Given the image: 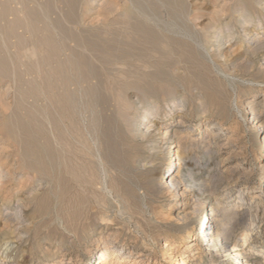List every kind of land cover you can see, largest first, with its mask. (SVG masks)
<instances>
[{
	"label": "rangeland",
	"instance_id": "374dc122",
	"mask_svg": "<svg viewBox=\"0 0 264 264\" xmlns=\"http://www.w3.org/2000/svg\"><path fill=\"white\" fill-rule=\"evenodd\" d=\"M27 1L0 0V263L59 264L67 254L77 264H94L87 249L99 235L118 229L117 240L130 250L137 245L150 264H198L207 252L198 239L186 238L188 230L176 229L173 217L183 203L227 206L243 192L246 210L239 216L245 221L224 224L234 222L231 231L244 245L238 247L240 264H264V115L261 131L242 120L250 118L249 105L264 111V0ZM126 19L151 25L153 37L168 36L172 55L152 60L150 44L103 60L81 50L82 39L116 40ZM188 34L216 46V71L198 46L196 55L194 47L181 45ZM234 102L243 105L240 113ZM178 120L179 137L162 139L159 127ZM143 123L156 124L146 140L134 131ZM206 125L216 126L210 143L197 141ZM175 146L180 161L174 178L189 183L193 177L210 194L190 187L184 202L159 189L160 178L172 173L167 166ZM206 214L201 211L198 219ZM107 215L112 218L103 220ZM7 242L13 245L8 255ZM174 243L183 246L169 252L166 246Z\"/></svg>",
	"mask_w": 264,
	"mask_h": 264
},
{
	"label": "bare ground",
	"instance_id": "6f19581e",
	"mask_svg": "<svg viewBox=\"0 0 264 264\" xmlns=\"http://www.w3.org/2000/svg\"><path fill=\"white\" fill-rule=\"evenodd\" d=\"M8 3H9V0H7ZM27 1V0H26ZM32 1H35V3L37 2L36 0H32ZM261 1V0H260ZM28 2V1H27ZM63 2V1H62ZM71 2V0H70ZM163 2V1H162ZM255 2H258L257 0ZM68 3V2H67ZM156 3L159 4V2L157 1ZM263 3V2H262ZM24 4V2H23ZM40 4V3H39ZM39 4L38 6L36 7H39ZM62 4V3H61ZM261 4V3H260ZM42 7L43 5L40 4ZM67 5V4H66ZM263 5V4H262ZM40 6V10H42V7ZM71 6V5H69ZM73 6V5H72ZM23 7V6H22ZM27 8V7H26ZM46 7H44V10L43 11V15L44 14H47L49 12H46L47 8L45 9ZM63 8H65V6H63ZM69 8V7H68ZM138 8H140L138 6ZM165 8V7H164ZM39 9V8H38ZM62 9V8H60ZM71 9V8H70ZM137 9V8H136ZM39 10V11H40ZM27 11V10H26ZM29 11V10H28ZM32 11V10H31ZM36 11V10H35ZM61 11V10H60ZM68 11V10H66ZM22 12V11H20ZM37 13V11H36ZM39 13V12H38ZM69 12H67L68 14ZM149 14L151 13L148 12ZM27 14V13H26ZM24 14V15H26ZM32 14V13H31ZM35 14V13H34ZM42 14V12H41ZM70 14V13H69ZM68 14V15H69ZM141 15V18L144 16V18H148V16H146L147 14L144 12L140 13ZM23 15V14H22ZM30 15V14H28ZM36 15V14H35ZM38 15V14H37ZM43 15L41 17H43ZM48 15V14H47ZM45 15V16H47ZM65 15V13H64ZM133 15V14H132ZM131 15V16H132ZM137 15V14H136ZM135 15V16H136ZM19 16V15H18ZM34 16V15H33ZM71 16V15H70ZM151 16V15H150ZM26 17H29L26 15ZM31 17V16H30ZM61 17L63 18L62 14H61ZM67 17V16H66ZM24 18V17H22ZM37 18V16H36ZM68 18V17H67ZM66 18V19H67ZM140 18V19H141ZM146 20H149L147 19ZM25 19V18H24ZM23 19V20H24ZM30 19V18H29ZM40 19V18H38ZM69 19V18H68ZM131 19V18H130ZM136 19H139V18H136ZM143 19V18H142ZM128 21V19H126ZM125 20V21H126ZM133 20V19H132ZM144 20V19H143ZM30 21V20H29ZM32 21V20H31ZM131 21V20H130ZM135 21V20H134ZM150 21V20H149ZM147 21V22H149ZM242 21V20H241ZM34 22V20L32 21ZM62 22H63V19H62ZM64 22L65 21V18H64ZM63 22V23H64ZM30 23V22H29ZM68 24V22H66ZM249 23V22H248ZM10 24L12 25V23L10 22ZM15 24V22H14ZM18 24V23H17ZM24 24V23H23ZM117 24V23H116ZM115 24V25H116ZM119 24V23H118ZM175 24V23H174ZM246 24V23H245ZM259 24V22H258ZM8 25V24H7ZM120 25V24H119ZM118 25V26H119ZM109 26V25H108ZM113 26V25H112ZM117 26V28H118ZM151 26V25H150ZM150 26L148 25V23H137V22H123L121 23V26L118 28L120 29V33L118 35V38L116 40H110V39H107V38H101L99 39L98 41L96 40H93V38L87 42H83V39H82V46H81V50L83 49V52L84 50L89 53L91 55V58H97V57H100L102 60L103 59H106L107 57L109 56H112L113 55V52H122L123 54H126V55H129L131 54V50L134 49L135 46L137 45H143V46H148L150 44L151 48H150V51H149V57L150 59L152 60H157L156 58H158V56H161V54L163 53L168 55V54H171L173 53V48H172V44L170 43L171 40L168 36H166L165 34H161V38H156V37H153L155 34L152 33V30L150 28ZM176 26V25H175ZM173 26V27H175ZM261 26V25H260ZM263 26V25H262ZM6 27V26H5ZM12 27V26H11ZM116 27V26H115ZM171 29L172 28V25L169 26ZM259 27V26H258ZM7 28V27H6ZM51 28L54 30L53 26H51ZM59 28V27H57ZM112 28L113 27H108V28H105L104 32L107 34L110 33V31H112ZM117 28H114L116 29L115 31H118ZM156 28V26H155ZM176 28V27H175ZM175 28L173 29L175 31ZM9 30V28H7ZM60 29V28H59ZM93 29V28H92ZM91 29V30H92ZM104 29V28H102ZM101 29V30H102ZM113 29V31H114ZM157 29V28H156ZM165 29V28H164ZM167 29V28H166ZM165 29V30H166ZM169 29L167 31H169ZM177 29V28H176ZM158 30V29H157ZM164 30V32H165ZM172 30V29H171ZM264 30V29H263ZM12 31V30H11ZM54 31H57V30H54ZM162 31V30H161ZM177 31V30H176ZM1 29H0V34H1ZM90 32V31H89ZM100 32V31H99ZM119 32V31H118ZM190 32V31H189ZM12 33V32H11ZM86 33V32H85ZM92 33V32H91ZM170 33V32H169ZM262 33V32H261ZM260 33V34H261ZM59 34V33H57ZM87 34V33H86ZM89 34V33H88ZM154 34V35H153ZM171 34V33H170ZM178 34V33H177ZM9 35V34H8ZM60 35V34H59ZM82 34H80L77 38L81 37ZM173 35V34H172ZM4 36L6 37V35L4 34ZM84 36V35H83ZM88 36V35H86ZM177 36V35H176ZM180 36V35H179ZM178 36V37H179ZM184 36V35H183ZM230 36V35H229ZM258 36V35H257ZM3 37V36H2ZM2 37H0V40L2 39ZM187 38V41H183V45L184 47H186V49H191L190 47H194V50H195V53L196 55H198V52L196 51V47L198 46L200 48V50L203 52V54L207 57V59L213 63L211 64V67L212 65L214 66L215 68V71H216V65H215V60H214V57H215V49L214 47H209L207 46V44H203L202 42H198L196 43L195 39L193 37H191V35H186L185 36ZM85 38V36L83 37ZM172 38V37H171ZM182 38V37H181ZM259 38V37H258ZM7 37H6V41H7ZM80 39V38H79ZM176 39V38H175ZM174 39V40H175ZM86 40V39H85ZM264 40V39H263ZM78 41V40H77ZM80 41V40H79ZM2 42H4V40L2 39ZM8 42V41H7ZM260 42V40H259ZM202 43V44H201ZM258 43V41H257ZM1 44H5V43H1ZM0 44V45H1ZM75 44V43H74ZM262 44V43H261ZM7 45H5L6 47ZM75 46L77 47V45L75 44ZM74 46V47H75ZM79 46V45H78ZM213 46V45H212ZM3 47L2 50H5L4 49V46H1ZM75 47V48H76ZM80 47V46H79ZM177 47V46H176ZM222 47V43H219L218 44V48ZM145 48V47H144ZM175 48V47H174ZM6 49H8L6 47ZM79 49V48H78ZM176 49V48H175ZM1 50V49H0ZM145 50V49H144ZM183 50V49H182ZM9 51V50H8ZM79 51V50H78ZM135 51V50H134ZM137 51V50H136ZM135 51V52H136ZM133 52V51H132ZM147 52V51H146ZM185 52V51H184ZM9 53V52H8ZM138 53V52H137ZM84 54V53H83ZM120 54V53H118ZM142 54V53H141ZM146 54V53H145ZM180 54V52H179ZM85 55V54H84ZM88 55V54H87ZM134 55V54H133ZM119 56V55H118ZM135 56V55H134ZM142 56V55H140ZM1 57V55H0ZM8 57V56H7ZM121 57V56H120ZM129 59L131 58L130 56H128ZM143 57V56H142ZM174 57V55H173ZM179 57V56H178ZM185 57V56H183ZM5 58V57H3ZM89 58V56H88ZM169 58V57H168ZM98 59V58H97ZM142 59V58H140ZM166 59V58H165ZM171 59V58H170ZM173 59V58H172ZM206 59V58H205ZM148 60V58H147ZM91 60H88V63L90 62ZM119 61V59H118ZM134 61V60H132ZM146 61V59H145ZM143 61V62H145ZM151 61V60H149ZM160 61V60H159ZM167 61V60H166ZM3 62V61H2ZM94 62V61H93ZM99 61L97 60V63ZM123 62V61H121ZM162 62V61H161ZM170 62V61H169ZM174 62V61H173ZM183 62V61H182ZM195 62V61H194ZM104 63V62H103ZM106 63V62H105ZM104 63V64H105ZM113 63V61L111 62ZM115 63H119V62H115ZM147 63V62H145ZM157 63V62H155ZM175 63V62H174ZM180 63V62H179ZM14 64V63H13ZM94 64V63H93ZM99 64V63H98ZM151 64H153L151 62ZM150 64V65H151ZM210 64V63H209ZM5 65V64H4ZM96 65V63H95ZM116 65H119V64H116ZM128 65V64H127ZM135 65V64H134ZM196 65V64H195ZM12 66V65H11ZM103 66V65H102ZM108 66V65H107ZM130 66V64H129ZM152 66V65H151ZM10 67V65H9ZM93 67V66H92ZM154 67V66H153ZM125 68V67H124ZM135 68V67H134ZM146 67H143V69H145ZM1 69V68H0ZM123 69V68H122ZM126 69V68H125ZM167 69V68H166ZM7 70V68H6ZM137 70V69H136ZM213 70V68H212ZM118 71V69H117ZM7 72V71H5ZM123 72V71H122ZM174 72V71H173ZM138 73V71H137ZM218 73V72H217ZM133 74V73H131ZM215 74V72L213 73ZM130 76V75H129ZM148 76V75H147ZM133 77V76H132ZM135 77V76H134ZM113 78V77H112ZM141 78V77H140ZM159 78V77H158ZM122 79V78H121ZM120 79V80H121ZM139 79V78H138ZM115 80V79H114ZM139 81H142V80H139ZM231 84V82H230ZM143 85V84H142ZM231 86V85H230ZM140 88V87H139ZM113 90V89H111ZM238 91V90H237ZM114 97V96H113ZM233 100V99H232ZM176 102V101H175ZM237 102V101H236ZM234 102V109L237 111V113H240L241 111V107L243 105L240 106V104ZM233 105V104H232ZM231 105V107H232ZM249 105V104H248ZM169 106V105H168ZM245 108V107H244ZM144 108H142L141 110L143 111ZM184 109V108H183ZM181 109V110H183ZM246 109V108H245ZM149 110V109H148ZM249 112H250V118L246 115V117H244V119H242L244 122H248L250 123L251 125H253V129L255 130H263V124L261 123L262 122V118H263V115H264V111L262 112H255V110L253 109V107H250L249 105ZM146 112V111H145ZM149 113V112H148ZM147 114V112H146ZM150 114V113H149ZM158 114V113H157ZM240 117V116H239ZM149 121V120H148ZM133 122V121H132ZM142 122V121H141ZM179 126H181L183 124V120H178V121H169L167 122L166 124L162 125L161 127H159V133L160 135L163 137L162 139H164L165 141L166 140H170L171 137L175 138L176 136H178V131L174 130V125L177 124ZM138 125V123H136ZM146 124L147 123H143V124H139V126L137 127V129H134L135 133L137 136L141 137V139L143 140H146V135L147 133L156 127V124L155 123H152L148 128L146 127ZM206 129L204 131H200L198 132L199 135H198V138H197V141H206L207 143H210L212 140L215 139L216 137V133L215 132H212L210 131L211 128H216V126L212 125V126H209V125H206L205 126ZM145 129H147L145 131ZM96 130V129H95ZM212 132V133H211ZM258 134V133H257ZM179 137V136H178ZM181 137V136H180ZM138 138V137H137ZM183 138V137H182ZM181 138V139H182ZM185 138V137H184ZM93 140V139H92ZM196 140V139H195ZM264 141V138L262 139ZM184 143H189L187 142V139H183ZM190 141V140H189ZM92 142V141H91ZM147 142V141H146ZM182 142V141H181ZM180 142V143H181ZM149 143V141L147 142ZM183 143V144H184ZM193 143V142H192ZM96 144V143H95ZM98 145V144H97ZM179 145V144H178ZM180 146V145H179ZM182 146V145H181ZM180 146V147H181ZM188 145H186L185 147H187ZM96 148V147H95ZM177 147L175 146V149H174V152L173 154H171L172 156L170 157V163L169 165L167 166V169H168V172H171L172 173L169 175V177L165 180V178L161 179L160 178V184H158L157 186L159 187L160 190H166L168 192V195L171 196L174 200H176L178 197H180V200L181 201H184L185 202V198H184V195L187 193L188 189L190 187H194L197 188V192L198 194L200 193L201 195L203 193H206L208 192L209 194L211 193L210 190H208L207 188H203V184L201 185L200 184H197V181L195 180V178H190V181L189 183L187 182H178L175 178H174V173L176 172L173 171V168H174V165L177 169V165L180 161L179 157H180V152H179V149L177 150L176 149ZM184 148V147H183ZM182 148V149H183ZM152 149V148H151ZM154 149V148H153ZM186 149V148H185ZM95 150V149H94ZM100 151V150H99ZM171 152V151H170ZM105 153V152H103ZM101 155V152L99 153ZM98 155V154H97ZM96 155V156H97ZM169 156V154H168ZM101 157V156H99ZM78 158V157H77ZM126 159V158H125ZM103 160V158L101 159ZM182 160V159H181ZM127 161V159H126ZM102 162V161H101ZM103 162H106V161H103ZM101 164V163H100ZM121 165V164H120ZM124 165V164H123ZM126 167V166H125ZM128 167V166H127ZM102 168V167H100ZM116 168V167H115ZM123 168V167H121ZM129 168V167H128ZM127 168V169H128ZM145 168V165H143L141 168H137V170L139 171H142V169ZM126 169V170H127ZM264 169V168H263ZM104 169H102L101 171H103ZM106 170V169H105ZM118 170V168H117ZM156 170V169H155ZM100 173H103L101 172ZM136 171V170H135ZM150 171V170H149ZM120 172V170H119ZM99 173V171H98ZM121 173V172H120ZM122 173H124L122 171ZM128 174L129 171L127 172ZM144 173V172H143ZM134 174V173H133ZM103 175V174H102ZM138 175V174H137ZM100 177V175H99ZM102 177V176H101ZM100 177V178H101ZM103 177H107V173H106V176H103ZM177 177V176H176ZM246 177V176H245ZM138 177H136L137 179ZM157 178V177H156ZM86 179V178H85ZM102 179V178H101ZM141 179V178H139ZM178 179V178H177ZM104 180V179H103ZM101 181V180H100ZM85 183V181H84ZM102 183V181L100 182ZM106 183L108 182H104V188H102L103 190H107V187H106ZM199 183V182H198ZM263 185H264V179L262 181ZM102 185V186H103ZM155 185V184H154ZM89 187V186H88ZM93 187V186H92ZM137 187V185H136ZM155 187V186H154ZM97 188V186H96ZM135 188V187H134ZM141 188V187H140ZM158 189V190H159ZM88 190V189H87ZM137 190V189H135ZM182 190V191H181ZM94 191V189H93ZM111 191V190H110ZM106 193V192H105ZM110 193V192H109ZM207 193V194H208ZM145 194V193H144ZM108 195V194H107ZM205 195V194H204ZM244 193L243 192H238L237 193V196H236V201L237 203L235 204H230V205H218L217 203V206L214 207L216 204H214L213 206H201V203L199 200H196V201H193L192 203H183V206L182 209H180L177 213V216L173 217L176 219V229H183V230H188V235L186 238H188L189 240H193L194 237L196 239H198L197 241L199 242V244L201 245V249L204 251V252H207V255L209 257L206 258V260H203L202 258L200 259V263L198 264H222L224 262H228L227 264H230L234 262V264H240V258H241V254L239 253V249L238 247H242L244 245H240L238 242H236V239H237V232L235 231H231V228L233 227L234 225V222L233 224H230L229 227H225V220H230V221H235L238 219L239 217V223L241 224V222H244L245 221V218H243L242 215L239 216V211L242 210H246V206L245 204L247 203L246 199L244 198ZM97 196V194H96ZM106 196V194L104 195ZM143 197V196H142ZM145 197V196H144ZM260 198L262 197V193L260 195H256L254 197V199H257V198ZM98 199V198H96ZM209 199V197H207V200ZM106 200V199H105ZM180 203V201H179ZM226 207H231V210L232 212L230 213L229 210H227ZM201 211H204L206 212V217L203 218L202 220L198 219V214L201 212ZM248 211L245 212V214H247ZM122 214V213H121ZM253 214V213H252ZM252 214H249L250 215V218H252ZM123 216V215H122ZM105 218H103V220H110L112 217L111 216H104ZM172 218V216H171ZM229 222V221H228ZM109 223V222H108ZM100 224V223H99ZM103 222L101 223L100 226L103 227ZM175 226V225H174ZM250 226V225H249ZM108 228V224H107V227ZM250 229H247V236L249 237V233H250ZM120 231L117 229V230H114L113 232H108V233H103L101 235L98 236L97 240L95 241V243L91 244L90 247L87 249V253L94 259H96V262L94 264H110L109 261H107V259L110 257V254L111 252L113 254H116V257H112L111 260L113 262V264L115 263H119V261L122 259L124 261H129L131 260V264H150V261H151V257L149 256V254H144L142 252H137L136 251V247L137 245L134 246V248L132 250L129 249V244L125 243V242H120L117 240V234H119ZM185 238V239H186ZM189 240L187 242H185V244H187L189 242ZM241 240V239H240ZM230 242H234V245H233V248L232 250H227V246ZM3 246H6V250H5V254L8 255V251H11L13 250V245L9 242L5 243ZM182 243H174L172 245H167L166 246V249L170 251H174L176 250L177 248H182ZM8 250V251H7ZM4 252V251H3ZM166 252V251H165ZM121 255V256H120ZM120 256V257H119ZM0 264H7V263H0ZM9 264V263H8ZM20 264V263H19ZM59 264H77L76 262L73 261L72 257H67V254H64L62 256V259L60 260V263ZM156 264V263H155ZM159 264V263H158ZM177 264H181L180 261L177 263Z\"/></svg>",
	"mask_w": 264,
	"mask_h": 264
}]
</instances>
